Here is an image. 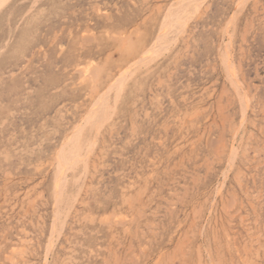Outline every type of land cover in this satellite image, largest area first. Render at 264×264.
<instances>
[{"label":"rangeland","instance_id":"rangeland-1","mask_svg":"<svg viewBox=\"0 0 264 264\" xmlns=\"http://www.w3.org/2000/svg\"><path fill=\"white\" fill-rule=\"evenodd\" d=\"M211 262L264 264V0H0V264Z\"/></svg>","mask_w":264,"mask_h":264},{"label":"bare ground","instance_id":"bare-ground-1","mask_svg":"<svg viewBox=\"0 0 264 264\" xmlns=\"http://www.w3.org/2000/svg\"><path fill=\"white\" fill-rule=\"evenodd\" d=\"M2 1H3V0H2ZM187 1H188V0H187ZM189 1H190V0H189ZM191 3H192V2H191ZM191 3H189V4H191ZM242 3H243V2H242ZM181 4H182V3H181ZM183 4H184V2H183ZM185 4H186V2H185ZM191 5H192V4H191ZM236 5H237V4H236ZM255 5H256V4H255ZM185 6H186V5H185ZM159 7H160V6H159ZM171 7H172V6H171ZM198 7H199V6H198ZM179 8L181 9V6L178 7V9H179ZM186 8H188V7H186ZM186 8H185V9H186ZM173 9H174V8H173ZM173 9H172V12L174 11ZM180 9H179V11H180ZM204 9H205V8H204ZM44 10H45V9H44ZM183 10H184V9L182 8V11H183ZM195 10H196V8H195ZM195 10H194V11H195ZM197 10H198V8H197ZM176 11H177V10H176ZM179 11H178V12H179ZM232 11H233V10H232ZM173 13H175V12H173ZM183 13H184V12H183ZM171 14H172V13H171ZM171 14H168V16L171 15ZM179 14H180V12H179ZM36 15H37V14H36ZM36 15H35V16H36ZM176 15H178V13H177V14L175 13V16H176ZM180 15H181V14H180ZM230 16H231V15H230ZM167 18H169V17H167ZM230 18H231V17H230ZM230 18H229V19H230ZM173 19H174V18H173ZM182 19H183V18H182ZM51 20H52V19H51ZM142 21H143V19H142ZM171 21H172V20H171ZM179 22H180V25L185 23L184 21H183L184 23H182V22H181V19H180ZM166 23H167V22H166ZM170 23H171V22H170ZM167 24H169V23H167ZM167 24H166V25H167ZM164 25H165V24H164ZM171 25H173V24L171 23ZM246 25H247V24H246ZM135 26H137V25H135ZM172 27H173V26H172ZM181 27H182V25H181ZM184 27H185V26H184ZM228 27H229V26H228ZM247 27H248V26H247ZM163 28H164V27L162 26V30H164ZM224 29H225V28H224ZM243 29H244V28H243ZM222 30H223V29H222ZM178 31H179V30H178ZM184 31H185V30H184ZM162 32H164V31H162ZM159 33H160V32H159ZM164 33H166V32H164ZM167 33H168V32H167ZM173 33H174V32H173ZM85 34H86V33H85ZM162 34H163V33H161V34L159 35V37H161ZM189 34H190V33H189ZM216 34H217V33H216ZM254 34H255V33H254ZM166 35H167V34H166ZM174 35H175V34H174ZM244 35H245V34H244ZM168 36H169V35H168ZM159 37H158V38H159ZM173 37H174V36H173ZM177 37H178V36H177ZM83 38H85V37H83ZM186 38H187V37H186ZM168 39H170V38H168ZM168 39L166 38V40H168ZM153 40H154V39H153ZM240 40H241V39H240ZM157 41H158V40H157ZM171 41H173V39H172ZM171 41H170V42H171ZM174 41H175V39H174ZM156 43H157V42H156ZM159 43H161V42H159ZM174 43H175V42H174ZM230 44H231V43H230ZM155 45H156V44H155ZM162 45H164L163 42H162ZM162 45H161V47H162ZM168 45H169V43H168ZM188 45H189V44H188ZM250 45H251V44H250ZM159 47H160V46H159ZM150 49H151V48H150ZM227 50H228V49H227ZM152 52H153V51H152ZM216 52H218V51H216ZM226 52H227V51H226ZM146 53H147V52H146ZM239 54H240V53H239ZM222 55L224 56L225 53H223ZM227 55H228V54H227ZM143 56H144V54H143ZM214 56H215V55H214ZM107 59H108V58H107ZM231 59H232V58H231ZM224 61H225V60H224ZM224 61H222V62H224ZM226 61H228V60H226ZM229 61H230V60H229ZM150 62H151V61H150ZM223 64H225V63H223ZM226 64H227V63H226ZM230 64H231V63H230ZM231 65H232V64H231ZM239 65H240V64H239ZM128 66H129V65H128ZM227 66H228V64H227ZM229 67L232 68V67H234V65H233V66H230V65H229ZM229 67L227 68V70L229 69V71H230V68H229ZM123 68H124V67H123ZM163 68H164V67H163ZM133 69H134V68H133ZM240 70H241V69H240ZM227 72H228V71H227ZM232 72H233V71H232ZM232 72H231V73H232ZM235 72H236V67H235ZM133 74H134V73H133ZM227 74H228V73H227ZM234 74H235V73H233L232 76H231V75H228V76H231V81H232V82L235 81V78H234L235 76H234ZM129 76H130V75H129ZM121 77H122V76H121ZM116 78H118V77H116ZM78 79H79V78H78ZM124 80H125V79H124ZM120 82H121V81H120ZM120 82H119V83H120ZM91 83H92V82H91ZM115 83H116V82H115ZM115 83H114V84H115ZM233 84H234V83H233ZM108 85H109V84H108ZM234 85H235L236 87H238V84H234ZM114 86H115V85H114ZM121 86H122V88H124V87H123L124 85H121ZM227 86H228V85H227ZM91 87H92V86H91ZM109 87H110V86H109ZM222 87H223V86H222ZM116 88H117V87H116ZM122 88H120L121 91H122ZM150 88H151V87H150ZM118 89H119V88H118ZM117 91H118V90H117ZM221 91H222V89H221ZM224 91H226V90H224ZM116 93H117V92H116ZM121 93H122V92H121ZM108 94H109V91H108ZM168 95H169V94H168ZM224 95H225V94H224ZM107 96H108V95H107ZM107 96H106V97L103 96V98H107ZM122 96H123V95H122ZM99 97H100V96H99ZM91 98H92V97H91ZM238 98H239V97H238ZM248 99H249V98H248ZM227 100H228V98H227ZM105 101H106V100H104V102H105ZM97 102L99 103V102H103V101L100 100V101H97ZM160 102H161V101H160ZM107 103H108V102H107ZM104 104H105V103H104ZM222 104H223V103H222ZM225 104H226V103H225ZM225 104H224V105H225ZM98 106H99V105H98ZM219 106H220V104H219ZM226 106H227V105H226ZM229 106H230V105H229ZM96 107H97V106H96ZM94 108H95V107H94ZM218 108H219V107H218ZM88 110H89V109H88ZM103 110H104V109H103ZM92 111H93V110H92ZM92 111H91V112H92ZM244 111H245V110H244ZM97 112H98V113H99V112L102 113V109L96 111V113H97ZM88 113L90 114V111H89ZM94 113H95V110H94V112H93V115H95ZM262 113H263V112H262ZM91 114H92V113H91ZM99 114H100V113H99ZM147 114H148V113H147ZM100 115H101V114H100ZM102 115H103V113H102ZM102 115H101V117H102ZM88 116H89V115H88ZM104 116H105V115H103V117H104ZM243 116H244V115H243ZM96 117H97V116H96ZM101 117L99 116V118H101ZM223 117H225V116H223ZM104 118H105V117H104ZM241 118H242V116H241ZM92 119H93V118H92ZM242 119H243V118H242ZM104 120H105V119H104ZM95 121H96V120H95ZM230 121H231V120H230ZM87 122H88V121H87ZM242 122H243V120H242ZM253 123H254V121H253ZM132 124H133V123H132ZM222 124H223V122H222ZM262 124H263V123H262ZM99 125H100V124H99ZM112 126H113V125H112ZM223 126H224V125H223ZM235 126H236V125H235ZM74 127H75V126H74ZM76 128H77V127H76ZM81 128H82V127H81ZM238 128H239V127H238ZM229 129H230V128H229ZM98 130H99V129H98ZM232 134H233V133H232ZM72 136H73V135H72ZM74 137H75V135H74ZM221 137H222V136H221ZM72 138H73V137H72ZM67 139H68V138H67ZM217 140H218V139H217ZM65 141H66V140H65ZM224 141H225V139H224ZM67 142H68V141H67ZM71 142H72V141L69 140V143H71ZM74 142H75V141H74ZM76 142H77V141H76ZM214 143H215V142H214ZM256 143H257V142H256ZM222 144H224V143H222ZM232 144H233V143H232ZM63 145H64V144H63ZM74 145H75V144H74ZM72 146H73V145H72ZM212 146H213V145H212ZM227 146H228V145H227ZM246 146H247V145H246ZM221 147H222V146H221ZM82 148H83V147H82ZM234 148H235V147H234ZM213 149H214V148H213ZM246 149H247V148H246ZM234 150H235V149H234ZM259 150H260V149H259ZM213 151H214V150H213ZM235 151H236V150H235ZM235 151H234V152H235ZM245 152H246V151H245ZM215 153H216V152H215ZM59 154L61 155V153H59ZM217 154H218V153H217ZM60 155H59V156H60ZM68 155H69V159H68V160H70V161L72 160V162H73V160L75 159V157H77V155H78V150L76 149V147H73V148L71 147V148L69 149V151H68ZM53 156H54V155H53ZM73 156H74V158H73ZM97 157H98V156H97ZM55 158H56V157H55ZM61 158H62V156H61ZM151 158H152V157H151ZM156 158H157V157H156ZM246 158H247V157H246ZM62 159H64V161H66V162L68 161V160H65V159H66L65 156H63ZM34 160H35V159H34ZM252 160H253V159H252ZM64 161H63V162H64ZM61 162H62V161H61ZM63 162H62V163H63ZM68 162H69V161H68ZM57 163H58V161H57ZM64 163H65V162H64ZM231 163H232V162H231ZM256 163H257V162H256ZM58 164H59V163H58ZM67 164H68V163H67ZM94 164H95V163H94ZM71 165H72V164H71ZM255 165H256V164H255ZM76 166H77V165H76ZM149 166H150V165H149ZM151 166H152V165H151ZM77 167H78V166H77ZM230 168H231V167H230ZM165 169H166V168H165ZM262 169H263V168H262ZM243 171H244V170H243ZM262 171H263V170H262ZM61 172H62V171H61ZM222 172H223V171H222ZM79 173H80V172H79ZM58 175H59V174H58ZM59 176H60V175H59ZM63 177H64V176H63ZM60 180H61V179H60ZM57 181H58V180H57ZM162 181H163V180H162ZM62 183H63V182H62ZM241 183H242V182H241ZM81 184H82V183H81ZM224 184H225V183H224ZM54 186H55V185H54ZM61 186H62V185H61ZM61 186H60V187H61ZM246 190H247V189H246ZM97 191H98V190H97ZM63 192H64V191H63ZM234 192H235V191H234ZM86 193H87V192H86ZM240 195H241V194H240ZM73 197H74V196H73ZM75 197H76V196H75ZM254 197H255V196H254ZM62 199H63V198H62ZM227 200H228V199H227ZM249 200H250V199H249ZM58 201H59V200H58ZM83 201H84V200H83ZM132 202H133V201H132ZM252 202H253V201H252ZM35 203H36V202H35ZM57 203H58V202H57ZM57 203H56V205L59 204V203H58V204H57ZM250 205H251V204H250ZM228 206H229V205H228ZM232 206H233V205H232ZM229 207H230V206H229ZM75 208H76V207H75ZM227 209H228V208H227ZM227 209H226V210H227ZM230 209H231V208H230ZM58 211H59V210H58ZM236 212H237V211H236ZM53 213H55V212H53ZM233 213H234V212H233ZM84 214H85V213H84ZM57 215H59V214H57ZM60 215H61V214H60ZM64 215H65V214H64ZM230 215L232 216V214H230ZM76 216H77V215H76ZM239 216H240V215H239ZM123 217H124V216H123ZM195 220H196V219H195ZM52 221H53V220H52ZM90 221H91V220H90ZM114 221H115V220H114ZM255 221H256V220H255ZM194 222H195V221H194ZM216 222H217V221H216ZM59 223H60V222H59ZM122 223H123V222H122ZM229 223H230V222H229ZM215 224H216V223H215ZM146 226H147V225H146ZM63 227H64V226H63ZM63 227H62V228H63ZM27 229H28V228H27ZM70 229H71V228H70ZM206 229H207V228H206ZM236 229H237V228H236ZM51 232H53V231H51ZM248 232H249V231H248ZM245 233H246V232H245ZM185 235H186V234H185ZM184 238H185V237H184ZM184 238H183V239H184ZM51 239H52V238H51ZM21 240H22V239H21ZM24 241H25V240H24ZM25 242H26V241H25ZM181 242H182V241H181ZM185 242H186V241H185ZM50 243H51V242H50ZM245 243H246V242H245ZM53 244H54V243H53ZM185 244H186V243H185ZM243 247H244V246H243ZM10 248H11V247H10ZM262 248H263V247H262ZM206 249H207V248H206ZM243 249H244V248H243ZM249 249H250V248H249ZM249 249H248V250H249ZM15 250H17V249H15ZM22 250H23V249H22ZM173 250H174V249H173ZM182 253H183V252H182ZM209 255H210V254H209ZM172 256H173V255H172ZM110 257H111V256H110ZM245 257H246V256H245ZM9 258H10V257H9ZM61 258H62V257H61ZM116 258H117V257H116ZM172 258H174V257H172ZM7 259H8V258H7ZM251 259H252V258H251ZM251 259H250V261H252ZM9 260H10V259H9ZM107 261H108V260H107ZM156 261H157V260H156ZM210 261H211V260H210ZM242 261H243V260H242ZM214 262H215V261H214ZM218 262H219V261H218ZM66 263H67V262H66ZM66 263H64V264H66ZM155 263H156V262H155ZM220 263H221V262H220ZM220 263H219V264H220ZM61 264H62V263H61ZM211 264H212V262H211ZM213 264H214V263H213Z\"/></svg>","mask_w":264,"mask_h":264}]
</instances>
